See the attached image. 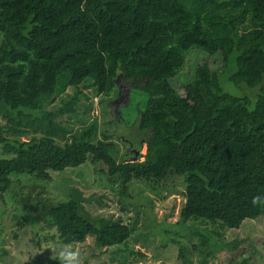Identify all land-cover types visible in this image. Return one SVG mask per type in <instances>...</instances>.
I'll return each instance as SVG.
<instances>
[{
	"label": "trees",
	"instance_id": "obj_1",
	"mask_svg": "<svg viewBox=\"0 0 264 264\" xmlns=\"http://www.w3.org/2000/svg\"><path fill=\"white\" fill-rule=\"evenodd\" d=\"M190 57L193 68L210 61L213 75L173 86ZM229 67L233 85L257 89L251 98L223 92L219 75ZM119 77L142 81L129 88L146 99L142 139L125 142L138 155L125 150L118 161L117 145L106 134L98 140L95 123L74 135L60 117L76 113L83 89L109 94ZM70 88V100L49 110ZM89 161L119 182L120 199L132 181L183 178V225L214 254L237 250L242 241H217L206 226L239 229L264 216V0H0V201L12 175L51 182ZM67 196L35 211L38 228L53 229L59 245L91 238L106 250L129 239L127 224L85 209L80 189Z\"/></svg>",
	"mask_w": 264,
	"mask_h": 264
},
{
	"label": "rangeland",
	"instance_id": "obj_2",
	"mask_svg": "<svg viewBox=\"0 0 264 264\" xmlns=\"http://www.w3.org/2000/svg\"><path fill=\"white\" fill-rule=\"evenodd\" d=\"M192 63L193 58L190 57L181 76L172 80L173 86L176 83L184 86L190 80L196 84L203 77L213 75L210 61L206 65L197 62L194 68ZM234 71L233 67H229L220 73L223 92L239 98H251L257 89L233 85L229 78ZM116 82L124 88L130 84H143L142 81H125L122 77ZM74 93L75 90L70 88L55 96L48 109L61 107ZM145 99L142 92L129 88L127 98L115 114L113 106L117 101L119 103L117 85L109 94H95L83 89L82 95L78 96L76 113L62 115L60 121L74 135L95 123L96 138L102 140L108 135L107 138L117 145L119 154L116 160L119 161L121 153L126 150L125 142L137 147L142 139L137 116ZM28 139L21 138L23 141ZM139 153L144 155L146 147L143 146ZM104 169L102 164L89 161L68 169L60 176L59 173L52 174L51 182L26 174L12 175L11 186L4 194L3 202L0 201V264H48L49 259L65 264L62 254L66 253H74L79 264H264V216L244 221L239 229L207 224V229L218 233L217 241H242L235 251L214 254L208 242L187 230L191 223L183 225L179 217V210L185 201L183 178L169 175L164 181L151 185L132 181L128 184L129 196L120 199L119 182L109 181ZM70 187L83 192L88 199L84 207L93 217H111L127 224L131 228L129 239L123 244L98 250L91 238L83 244L66 247L57 243L53 229L42 232L37 226L35 214L41 209L40 201H66ZM194 226L204 227L197 222Z\"/></svg>",
	"mask_w": 264,
	"mask_h": 264
},
{
	"label": "flooded vegetation",
	"instance_id": "obj_3",
	"mask_svg": "<svg viewBox=\"0 0 264 264\" xmlns=\"http://www.w3.org/2000/svg\"><path fill=\"white\" fill-rule=\"evenodd\" d=\"M119 87V103L118 101L116 102L117 104H115V106H113L114 108V113L117 114V108L123 104V102L125 101V99L127 98V94L129 92V87L128 88H124V86L122 85H117ZM126 151L129 153H135V155H138V152L136 150H134L131 147H126Z\"/></svg>",
	"mask_w": 264,
	"mask_h": 264
},
{
	"label": "clouds",
	"instance_id": "obj_4",
	"mask_svg": "<svg viewBox=\"0 0 264 264\" xmlns=\"http://www.w3.org/2000/svg\"><path fill=\"white\" fill-rule=\"evenodd\" d=\"M255 202L256 200L254 199L253 203ZM62 258L65 261V264H79V260L74 253L62 254Z\"/></svg>",
	"mask_w": 264,
	"mask_h": 264
}]
</instances>
